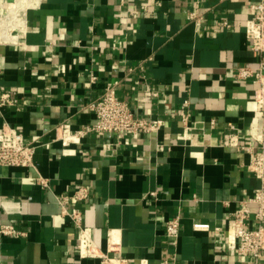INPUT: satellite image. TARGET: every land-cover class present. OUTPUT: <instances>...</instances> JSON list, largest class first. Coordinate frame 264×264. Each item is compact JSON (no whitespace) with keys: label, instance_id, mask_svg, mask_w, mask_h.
I'll return each mask as SVG.
<instances>
[{"label":"crops","instance_id":"1","mask_svg":"<svg viewBox=\"0 0 264 264\" xmlns=\"http://www.w3.org/2000/svg\"><path fill=\"white\" fill-rule=\"evenodd\" d=\"M121 1L46 0L26 12L18 42L0 41V95L18 101L0 106V132L7 124L41 144L34 167H0V225L28 232L0 237V264H101L79 257L78 231L56 201L81 185L90 195L77 206L102 251L112 234L134 264H252L224 243L234 212L260 185L248 153L229 145L236 132L241 145L264 147L258 85L235 78L239 67L264 61L246 36L256 0ZM142 6L141 16L131 14ZM194 11L203 14L198 23L187 20ZM140 63L145 72L129 74ZM114 83L136 114L166 127L134 147L118 135L91 133L64 153L55 127L93 124L90 103ZM182 110L190 114L188 130ZM109 142L113 153L103 149ZM248 205L254 226L258 208ZM176 216L181 235L173 246L165 227ZM195 224L211 230L196 231Z\"/></svg>","mask_w":264,"mask_h":264},{"label":"built area","instance_id":"2","mask_svg":"<svg viewBox=\"0 0 264 264\" xmlns=\"http://www.w3.org/2000/svg\"><path fill=\"white\" fill-rule=\"evenodd\" d=\"M0 0V22L7 17L9 11L14 8L15 1ZM46 0H27L26 9L19 13V18L13 24L15 27L24 29L26 24V12L29 8H36ZM226 1V0H222ZM122 3L125 0L121 1ZM253 10L251 19L246 24V36L251 40L252 51L264 54V0H256L250 5ZM146 11V6H142L140 11H132L133 16H141ZM203 19V14L199 11L189 12L187 20L198 23ZM23 23L19 26L17 23ZM225 28H231V23L226 20L223 22ZM8 29H12L7 28ZM1 32V28H0ZM14 41L4 43H16L21 35ZM1 41V39H0ZM152 60V58H149ZM145 72V65L140 63L135 67L129 68V74L135 71ZM235 78L239 81L252 80L258 85L255 92L256 112L264 122V61L256 69L251 67H239L236 71ZM96 76L91 75L90 82L94 83ZM117 83L108 84L98 99L90 103L89 109L95 115V122L91 125L83 126L79 130H73L69 123H61L55 127L56 140L61 141L64 145V153H71L69 146L71 144H80L82 139L91 133L101 135H118L120 139H126L134 147L143 135L158 134L166 127V121L163 119H151L136 114L131 107L130 101L120 96L117 92ZM157 91H152V97H158ZM17 99L10 92H4L0 95V106H15ZM189 101L185 100L182 104L186 109ZM181 123L188 130L190 114L186 110L181 111ZM230 129L236 128L229 124ZM113 143H105L103 149L106 152L113 153ZM229 145L238 150H245L249 155V170L259 180L260 185L255 190L254 196L249 203L257 205L255 214L256 224L251 225V210L249 203H243L234 212V219L231 227L227 230L224 247L231 255H241L249 258L252 264H264V147H247L240 143L239 134L233 132L229 135ZM40 141H27L24 135L15 127L3 125L0 132V167H34L35 154ZM38 181L43 187L48 188V181L39 177ZM90 188L84 185L74 188L71 194H61L56 196V201L64 209V214L71 219L78 231L76 250L80 258L99 259L101 264H134L128 258L121 254L114 235L110 234L108 238V248L102 251L92 236V230L84 225V213L77 206L78 203L88 199ZM156 196V192L151 193ZM72 205V206H71ZM69 207V208H68ZM196 231L210 232L207 225L195 224ZM220 229H216L219 232ZM166 238L173 246L179 242L181 235V217L176 216L167 221L165 227ZM28 232L12 224L0 225V237L25 238ZM146 264V263H140ZM168 264V262H165ZM222 264V263H214Z\"/></svg>","mask_w":264,"mask_h":264},{"label":"bare ground","instance_id":"3","mask_svg":"<svg viewBox=\"0 0 264 264\" xmlns=\"http://www.w3.org/2000/svg\"><path fill=\"white\" fill-rule=\"evenodd\" d=\"M15 1V5L14 8L11 9L7 15L6 18H4L1 22H0V28H1V32H0V39L2 42H7V41H14L15 39H17V37L22 34L24 32L23 28L20 27H15L13 26V24H15V22L18 20L19 18V13L22 11H25L26 9V2L27 0H14ZM38 1V0H36ZM19 26H22L23 23L18 22L17 23ZM12 28V29H8L7 28ZM16 37V38H14Z\"/></svg>","mask_w":264,"mask_h":264}]
</instances>
